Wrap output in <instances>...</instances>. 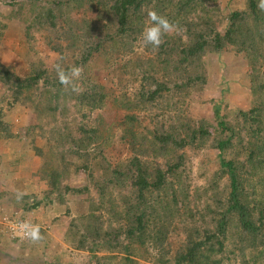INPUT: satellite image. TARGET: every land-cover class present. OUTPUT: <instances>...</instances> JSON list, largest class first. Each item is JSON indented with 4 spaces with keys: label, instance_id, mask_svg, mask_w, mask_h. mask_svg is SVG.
Here are the masks:
<instances>
[{
    "label": "trees",
    "instance_id": "trees-1",
    "mask_svg": "<svg viewBox=\"0 0 264 264\" xmlns=\"http://www.w3.org/2000/svg\"><path fill=\"white\" fill-rule=\"evenodd\" d=\"M207 2L211 3L210 10ZM257 2L242 0L240 5L230 6L221 17L225 23L219 29L222 21L215 23L220 17L214 18L218 16L216 0L20 1L14 16L9 18L18 19L28 33L45 32L42 39L57 58L50 68L35 52H29L17 67L0 62V88L4 91L0 97V149L27 138L31 153H8L11 174L19 168L18 160L28 161L34 156L39 160L35 171L29 174L36 179L34 183L28 181L32 185L15 191L13 180L6 179L10 184L0 187V215L17 211L21 219L28 221L34 218L29 214H39L49 229L60 222L64 259L58 258L52 264H78L79 259L85 258L83 252L87 253V264H137L129 255L135 244H149L156 264H220V236L229 226L238 228V238L246 240L244 247L264 249V12L257 9ZM149 10L166 17L178 30L169 34L158 50L149 47L147 54L151 52L154 65L134 67L136 71L130 73L132 77L140 74L146 87H139L132 95L124 90L112 98L116 107L127 112L124 123L130 126L133 111H144L162 93L174 92L185 98L192 90L202 89L205 78L201 66L206 55L227 62L229 57H238V62L241 60L246 66V74L242 81H235L250 99L246 108L223 114V101L213 102L211 131L206 130L204 120L194 122L188 117L165 133L149 132L138 140L132 131L128 137L122 131L118 138L127 154L112 164L102 155L104 145L98 130L77 119L83 112L101 109L106 98L104 86L94 78L81 76L77 81L81 91L74 93L59 83L55 65L86 69L107 47L116 48L117 53L128 48V43L141 35ZM4 28L0 22V37ZM158 64L164 73L157 75L154 68ZM229 65L231 68L235 63ZM129 83L128 78L122 83L119 77L116 85L125 87ZM72 106L75 109L70 114ZM24 111L37 123L24 126L20 135L13 129L11 116ZM42 116L49 118H45L46 126L49 122L57 124V134L54 125L49 136L44 133ZM231 116L233 121H229ZM144 142L158 153L152 149L153 156L145 155ZM92 145L96 154L89 161L87 154L80 152ZM205 145L215 150L218 160L210 184L225 178L228 192L221 204L214 199L212 210L208 203L200 209L202 213L211 210L213 229H189L193 231H188L184 241L174 244L168 234L176 217L182 225L191 218L185 215L190 213L184 206L188 195L181 197L180 178L176 175L184 165L181 151L186 146ZM64 149L67 155L63 154ZM160 154L165 159L162 165L146 158ZM240 154L244 156L242 161L236 160ZM75 155L83 163L78 164L72 158ZM21 169L20 174H26L28 168ZM81 172L85 175L84 184L74 185L72 182ZM245 186L249 194L243 193ZM18 192L23 193L20 200ZM6 205H15L14 210ZM218 206L220 210H213ZM45 230L40 228L43 237ZM38 243L42 245L46 239ZM35 244L28 239L19 243L20 257L31 255Z\"/></svg>",
    "mask_w": 264,
    "mask_h": 264
},
{
    "label": "rangeland",
    "instance_id": "rangeland-1",
    "mask_svg": "<svg viewBox=\"0 0 264 264\" xmlns=\"http://www.w3.org/2000/svg\"><path fill=\"white\" fill-rule=\"evenodd\" d=\"M20 1L25 0H0V22L5 25L0 37V62L4 65L12 63L14 65L13 67H17L22 61H25L29 52H35L38 53V56L44 61L47 68H50L55 63L57 56L55 53L48 50L47 43L42 39V36L46 35V33L42 32V34H40L36 31H30V33H28L24 30L23 24L18 19L14 17L9 18V16H14ZM241 3L242 0H216L218 16L214 18L220 17L215 23H218L220 20L222 21L219 29L223 28L222 25H224L225 20L221 19V17H224V15L228 13L229 7L240 5ZM206 8L208 10L211 9L210 2L206 3ZM77 17H79L78 14H76V18ZM80 17L83 18L84 15L81 14ZM146 23L147 20H145V26ZM166 39H168V35L164 37V40ZM128 45V48L121 49V52L119 53H117L118 51L116 48L112 46L109 48L107 47L102 55H96L93 58L89 66L86 69H83L82 74L84 77L94 78L97 83L103 85L106 98L101 109L93 112H83L82 117L77 115L78 123L82 122L88 126H93L98 130L102 138L101 142L104 145L102 155L112 164L121 159L122 155L127 154L126 146L119 141L120 138H118L122 131H126V137H128L127 135L129 131H132L134 135L138 137V140L140 137L144 138L147 136L149 132H158L160 134L165 133L168 128L173 127L174 125L177 126L178 122L184 120L185 117L190 118V120L194 122L200 119L204 120L206 130L211 131V127L214 124L212 120L213 102L216 103L221 100L223 101V103L221 102L222 114L235 109H244L249 103L250 95L244 90L242 85H238L235 81V78L241 79L242 81L246 74L244 73L246 66L240 63L241 60L238 62V57H229L227 62L226 60H219L215 57L213 58L211 55H206L203 57L204 65L201 66V72L205 78V84L202 89L192 90L188 97L185 98H182V96L179 97L174 92L162 93V95L156 100L148 103V106L144 111H133L135 116L132 121H130L131 125L129 126L123 122V116L127 112L116 107L112 102V98L121 95L124 93V90L132 95L139 89V87H146L140 78V74L136 73L134 77H132L130 76V73L136 71L134 67L137 68L139 66L141 68H149L151 64L154 65V57L151 55V52L147 54V50H150V46L144 45L141 35H138L137 38L132 40L131 44L128 43ZM106 58L108 61H105ZM148 60L150 62H148ZM124 62H129L126 68L122 67ZM229 63H235V66L230 68ZM235 70L238 73H234L233 71ZM154 71H156L157 75L158 73H164L160 64L154 68ZM239 73L243 74L242 77ZM119 77L122 83H124L125 78H128L129 81H131V84L129 83V85L125 87L116 85ZM2 94H4V91L0 88V97ZM175 103L176 105L173 106ZM73 109H75L74 106L70 108V114L73 113ZM45 118L46 117L42 116V120L40 121L42 128L45 131L44 133L48 135L49 129L52 125H54L53 130L56 133L57 124L49 122L50 125L48 127L45 125V122L48 121L46 119L49 118ZM95 118H97V120H94ZM11 120L14 123L13 129L20 132V135L22 134L24 126L32 127L33 123H37L33 122L31 115L27 111L20 114H13ZM233 120L234 118L231 116L229 121ZM61 127H64V125L62 124ZM26 140L27 138H22L15 145L0 149V154L3 155V160L0 159V163H3L6 167L10 168L11 165L8 163L11 160H6L11 157L8 156V153H31L30 150H28ZM34 144L40 147L39 142H35ZM146 144L144 142V147H142L145 155L153 156L154 152L152 149L155 150V153H158V150L155 147L151 148ZM67 146L68 145L66 144L65 147ZM93 147L94 145L80 153H86L89 160V158L96 154V152L92 150ZM262 151H264V148ZM181 152L185 158L184 165L179 168L176 175L180 178V186L182 189L178 184L177 186L181 189V197L188 195V198L184 202V206L189 208L188 210L190 213L185 212V215H191V218L186 222H183L182 225L180 222H177L179 220L176 217V224L168 234V239L174 244H180L183 242L189 229H213V216L211 212L212 203L214 202V199H217L218 203L221 204V200L225 199V195L228 192L227 181L225 178L216 180L214 184H210L213 173L218 167V160L214 149H211L208 145L198 148L195 146H186ZM63 154L67 155L65 149L63 150ZM72 158L75 159L78 164L79 161L82 162V159H77L76 155ZM72 158L68 157V159ZM146 158L149 162H156L159 165H162L165 160L164 156L161 154L155 158ZM243 159L244 156L241 154L236 158V160L240 161ZM34 160L39 162L38 158L35 156ZM87 166H89V163H87ZM17 167L19 168H16L15 171H20L21 168L22 171L25 167L28 168L26 174H24L26 175L25 184L32 185L30 182L28 183V180L31 179L29 174L32 171H35L36 168L32 167L31 160H18ZM78 174L79 176H76V179L72 182L74 185H82L85 182V175L82 172ZM8 178H12V176ZM6 179L7 178L3 177L2 181H0L1 188L4 185L8 186V184H10L9 182H6ZM12 180H14V178H12ZM35 181V178L31 179L32 183ZM248 192L249 188L248 186H245L243 193L249 194ZM4 203H6L5 200ZM7 203L12 204L11 201ZM204 203L211 205V210H204V213H202L200 209H202ZM6 206L13 208L14 210L15 205ZM213 210H220V206H218V208L216 207V209L213 208ZM38 217H40L39 214ZM44 227L47 226L44 224ZM45 229L51 231L49 228ZM238 234V228L236 229L233 226H229L223 235L220 236V240H222V249L217 255L221 260L220 264H264V249L260 250L261 248H258L253 250L244 247L246 240L239 239ZM39 249V252L34 253L36 256H39L40 252H44L42 248ZM82 254L85 258L81 256L83 260L79 259L77 263L87 264V253L83 252ZM116 255L123 256L122 253ZM129 255L137 264H156L154 260L155 256H153L154 251L150 248L149 244L144 246L135 244L130 249ZM14 256L15 254L12 252L11 254L7 253L6 255H2L0 258L5 264H11V262L14 261Z\"/></svg>",
    "mask_w": 264,
    "mask_h": 264
},
{
    "label": "clouds",
    "instance_id": "clouds-1",
    "mask_svg": "<svg viewBox=\"0 0 264 264\" xmlns=\"http://www.w3.org/2000/svg\"><path fill=\"white\" fill-rule=\"evenodd\" d=\"M257 9L260 12H264V0H258ZM177 30V25L170 22L166 17L159 15L155 10H149L147 12L146 26L141 33L142 41L145 46H151L155 51L163 44L166 35L172 34ZM55 69L57 79L62 86L70 89L74 93L81 91L77 81H79L83 74L82 67L73 65L69 69H65L60 63H57ZM22 197L23 193L18 192L17 200L22 199ZM18 228L20 233L32 243H38L44 239L37 225L21 223Z\"/></svg>",
    "mask_w": 264,
    "mask_h": 264
},
{
    "label": "crops",
    "instance_id": "crops-1",
    "mask_svg": "<svg viewBox=\"0 0 264 264\" xmlns=\"http://www.w3.org/2000/svg\"><path fill=\"white\" fill-rule=\"evenodd\" d=\"M31 158H30V160H31L32 167H37L39 162H36L34 160V157H31ZM1 159L3 160V158H1ZM6 160H8V158ZM0 164H1V166H0V170H1V167L3 168L4 165H2L3 163H0ZM24 166H26V165H24ZM9 171H10V169L8 167L3 168V170L0 172V181H2L3 177L7 178V180L14 178L12 184H13V189L15 191L25 188L26 175L21 176L20 171H16L13 174H11V172H9ZM11 176H12V178H8ZM17 183L20 184V186L18 188L16 187ZM29 215L34 217L31 220H28L30 224L37 225L41 229L45 230V227H44L45 222L41 216L38 217L37 215H31V214H29ZM51 227H52V229L51 228L49 229L51 231L45 230L44 238L46 239V243H44L42 245L40 243L35 244L36 248L33 249V253L31 255L27 254V256L23 259L20 257L19 250L17 247L18 246L17 243L10 242L7 238H4V237L0 238V257H2V255H6L7 253L11 254L13 252L15 254V256L13 259L14 261L11 262V264H23V263L52 264L56 259L62 257L63 251H61V249H60V247H62V244L60 242V232H61V228H62L61 223L57 222L56 224H54ZM39 248H42L44 250V252H40V255L36 256V254H34V253L39 252L40 251ZM0 264H5V262H2L1 258H0ZM8 264H10V263H8Z\"/></svg>",
    "mask_w": 264,
    "mask_h": 264
},
{
    "label": "built area",
    "instance_id": "built-area-1",
    "mask_svg": "<svg viewBox=\"0 0 264 264\" xmlns=\"http://www.w3.org/2000/svg\"><path fill=\"white\" fill-rule=\"evenodd\" d=\"M21 223L29 222L26 219H21L17 211H13L11 213L4 212V214L0 215V235H2V237H6L13 243L19 244L23 242L27 238H25L19 231L18 226Z\"/></svg>",
    "mask_w": 264,
    "mask_h": 264
}]
</instances>
